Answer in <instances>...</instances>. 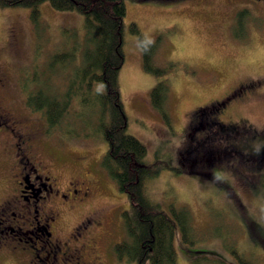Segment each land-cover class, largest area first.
<instances>
[{"label": "rangeland", "instance_id": "374dc122", "mask_svg": "<svg viewBox=\"0 0 264 264\" xmlns=\"http://www.w3.org/2000/svg\"><path fill=\"white\" fill-rule=\"evenodd\" d=\"M123 1L124 59L118 84L127 118L126 131L146 145L144 160L150 162L160 157L176 165L192 109L221 95L238 81L264 73V0ZM37 8L35 23L28 6H0L3 93L15 111L29 117L31 126L38 131L37 151L51 170L58 173L61 182L85 170L94 178L103 177L105 188L96 193L88 206H101L106 212L105 219L113 217L112 235L107 237L112 240L113 252L114 243L125 235L121 213L128 208V201L100 163L106 147L104 138L100 134L73 137L50 130L41 113L25 103L34 80L31 77L48 69L47 63L54 52L65 51L73 46L74 40L78 43L82 40L83 14L55 9L47 0L39 2ZM241 10L245 12L237 27L234 17ZM131 22L147 40L157 43L155 63L172 64L171 70L156 75L143 68L138 37L129 28ZM74 33L75 38L70 35ZM62 62L63 66L57 62L56 73L49 74L48 83L55 91L63 88L60 78L71 73L77 64ZM26 79L30 81L27 87ZM161 79H166L169 86L165 101L168 122L149 98L150 89ZM255 90L237 113L241 112L253 127L261 129L264 128V83ZM76 108L82 121L77 120L74 125L92 134L98 115L92 112L91 116L88 108L79 104ZM145 187L154 201L185 205L191 212L195 234L191 242L185 243L176 235V264H236L227 249L232 244L250 260L264 264V166L245 161L227 168L223 162L209 177L185 170L176 172L167 166L147 178ZM66 218L73 222L76 217ZM123 264L134 262L123 260Z\"/></svg>", "mask_w": 264, "mask_h": 264}, {"label": "trees", "instance_id": "16d2710c", "mask_svg": "<svg viewBox=\"0 0 264 264\" xmlns=\"http://www.w3.org/2000/svg\"><path fill=\"white\" fill-rule=\"evenodd\" d=\"M41 1L44 0H0V6H28L33 22L36 23L39 12L37 4ZM47 1L55 9L81 12L84 18V32L79 43L77 40L71 41L72 47L54 52L47 63L48 69L31 77L30 80H34L31 81L32 86L26 93V106L40 112L50 130H59L73 137L100 134L104 138L106 147L100 163L118 188L126 194L128 201V208L121 213L124 238L113 245L115 261L122 264L123 260L134 264H176L174 246L176 235L179 234L185 243L191 242L195 234L191 212L185 205L154 201L146 191L145 182L147 178L155 176L160 169L167 166H171L176 172L185 170L188 173L202 174L204 177L212 176L208 172H196L197 170L190 165L195 156L197 160L202 156L200 152L204 143L201 142L206 135V119L202 116L199 118L194 113L189 115L184 129L185 138L178 149L176 165L160 157H155L150 162L144 160L146 145L126 131L127 118L118 84V72L124 59L122 50L124 1ZM243 12L245 11L241 10L235 14L234 25L237 27L241 24ZM129 28L138 37L143 68L156 75L171 70L172 64L159 66L155 63L153 57L157 43L147 40L134 22L130 23ZM70 35L77 37L76 33ZM62 61L67 64L74 61L77 64L71 73L68 72L64 78H60L63 88L55 91L48 83L49 74L56 73L57 62H61L63 66ZM27 82L30 81L26 79L25 87L28 85ZM168 90L167 80L161 79L149 91L151 105L166 122L169 121L165 104ZM77 104L87 107L91 116L92 112L98 115V120L91 129L92 134L82 132L74 125L77 120L82 121L81 113L76 108ZM204 110L203 108L197 113ZM212 112L209 119L219 121L223 113L221 109H214ZM196 125L201 128L191 130ZM191 135H195V142L190 147L188 145ZM237 200L239 201L238 198ZM227 249L234 256L236 264H257L244 256L235 245L232 244Z\"/></svg>", "mask_w": 264, "mask_h": 264}, {"label": "flooded vegetation", "instance_id": "af4514ba", "mask_svg": "<svg viewBox=\"0 0 264 264\" xmlns=\"http://www.w3.org/2000/svg\"><path fill=\"white\" fill-rule=\"evenodd\" d=\"M260 76L244 78L192 109L190 114L199 118L197 112L205 109L201 113L207 125L201 142L202 156L199 160L195 156L190 164L196 172L213 174L223 162L227 168L245 161L264 166V128L253 127L246 116L237 113L257 91L255 87L264 83V73ZM3 86L0 70V264L115 261L112 240L107 239L112 235L113 217L105 219L101 206H88L96 193L105 188L103 177L94 178L85 170L61 182L58 173L37 151L38 131L26 114L9 105ZM243 94L247 95L236 100ZM214 109L223 112L217 122L209 119ZM195 128L201 127L196 125L191 130ZM194 136L191 135L190 147ZM68 215L75 216V220L69 221Z\"/></svg>", "mask_w": 264, "mask_h": 264}]
</instances>
